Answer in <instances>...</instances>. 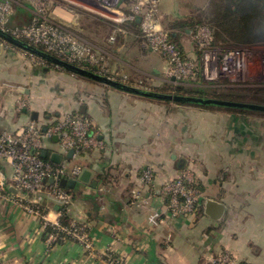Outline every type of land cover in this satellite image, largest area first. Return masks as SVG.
Here are the masks:
<instances>
[{
	"label": "crops",
	"instance_id": "0c3cea01",
	"mask_svg": "<svg viewBox=\"0 0 264 264\" xmlns=\"http://www.w3.org/2000/svg\"><path fill=\"white\" fill-rule=\"evenodd\" d=\"M19 7L22 8L19 15L25 22L16 25H25L30 22L32 12L29 7ZM16 15L12 23H15ZM173 15V22L164 28L172 27L171 32L168 31L174 35L183 53L195 57L198 52L189 40V30L179 26L184 18L177 13ZM165 17L164 14L162 18ZM125 28L126 33L119 34L122 39L117 43L108 39L103 45L87 41L106 57L113 72L126 73L137 82L145 80L149 85L145 89L162 93H173L171 89L177 86L204 83L197 78L174 82L168 77L169 65L162 55L145 48L139 28L135 25ZM146 55L150 56L143 58ZM137 56L140 58L135 59L134 65L132 59ZM24 66H31L34 70L26 72ZM6 69L14 74H5ZM51 71L61 72V77L48 79ZM64 76L83 84L86 88L82 92H87L85 95L90 97L81 100L74 95L75 89L73 93L70 89L66 91L68 95L58 90ZM48 80L52 83L44 90L43 84ZM24 99L32 102L31 110H20L19 103ZM178 108L194 107L114 89L54 66L10 43L0 49V133H15L30 122H35L46 132L61 117L81 113L94 121L98 138L105 143L102 151L88 152L76 159L68 158L56 137L46 141L44 150L50 157L58 153L63 159L92 173L89 182L78 181L75 187L78 196L73 200L69 222L88 226L95 254L85 252L82 244L71 238L51 244L40 219L13 200L0 198V264H205L210 257L219 259L234 243L231 224L225 221L226 214L220 221L211 219L205 213L204 202L200 219H173L168 213L169 200L160 188L187 169L194 172L204 194H214L209 199L222 203L225 202L216 198L218 192L225 188L224 183L227 185L232 181L235 185V175L239 172L244 171L250 183L253 180L257 181V187L262 186L264 182L258 183L256 174L264 172L257 169V163L264 161L261 157L258 161L253 151L264 147V128L261 129L262 135H252L253 130H246L252 122H264V116L195 108L217 112L213 116L218 124L209 131L196 132L193 128L174 125L172 116ZM222 119L231 120V124L220 125ZM242 131L246 133L242 134ZM201 133L207 142L198 139ZM198 142L200 146L195 144ZM48 143L51 146L47 147ZM201 159L211 168L201 165ZM5 168L9 171V167ZM148 168L156 174L154 197H149L153 190L142 187V202L133 204V191L140 190V175ZM208 179L210 185L206 183ZM242 190L247 194L251 191L249 188ZM59 208L50 205L49 218L52 221L59 218ZM227 236L230 238L226 243L224 237ZM241 247L247 249L245 243ZM252 257L258 258L246 252L240 260L244 264H253Z\"/></svg>",
	"mask_w": 264,
	"mask_h": 264
},
{
	"label": "built area",
	"instance_id": "2783aa9c",
	"mask_svg": "<svg viewBox=\"0 0 264 264\" xmlns=\"http://www.w3.org/2000/svg\"><path fill=\"white\" fill-rule=\"evenodd\" d=\"M18 1V2H17ZM22 1V3H20ZM161 0H0V29L13 37L38 47L68 63L105 76L111 80L139 87L128 74L113 72L106 57L91 43L74 30L78 24V11L100 19L114 20L112 35L108 41L114 43L118 35L126 33V25L136 23L144 44L155 52L162 53L169 62L168 77L174 82H188L196 76L203 81L216 83L219 77L232 82L244 81L245 62L256 46L223 49L213 45V35L206 26L197 28L194 42L200 53L198 64L185 58L170 40V32L162 28L158 20ZM29 7L32 18L25 25H13L17 7ZM8 43L0 38V49ZM262 61L259 77L264 78V53L256 52ZM178 83V82H176ZM25 103L19 104L22 108ZM23 109V108H22ZM21 110V109H20ZM56 137L62 150L68 154L74 150L72 159L83 151L105 144L98 138V132L91 118L81 113H70L62 117L46 132L36 123H28L19 131L0 133V163L9 167L0 168V198L13 200L29 214L42 221L43 228H52L48 241L59 243L75 239L85 252L95 254L94 240L86 224L69 223L65 226L62 218L68 215L73 205L72 194L61 185L63 179L80 180L84 167L63 159L60 164L44 160L42 154L46 141ZM154 178V172L146 169L140 182ZM196 177L192 171L184 170L174 181L165 185L164 192L171 197L173 215L187 211L193 204L189 195H200L195 187ZM12 189L15 192H12ZM133 204L142 200L141 190L133 191ZM183 202L182 206L178 202ZM59 208L58 219L49 218L50 205ZM185 205V206H184ZM180 209V210H179ZM175 215V216H176ZM205 264H239L234 258L210 257Z\"/></svg>",
	"mask_w": 264,
	"mask_h": 264
},
{
	"label": "rangeland",
	"instance_id": "374dc122",
	"mask_svg": "<svg viewBox=\"0 0 264 264\" xmlns=\"http://www.w3.org/2000/svg\"><path fill=\"white\" fill-rule=\"evenodd\" d=\"M207 2H208V0H161L159 12H158L159 23H160V25H162V28H164V26L167 23L173 22V20H174L173 14H176V13L178 15H181L184 18L182 20V22L185 21V23H188V21H190L189 19L191 16H195L198 18H199V15L202 16L201 11L204 10L203 7H205L208 4ZM20 3H22V1H20ZM78 13L80 14V16H78V24L74 25V29H75V31H77V34H79L86 41H89L93 44L94 43H96L98 45L105 44L106 43L105 41H107L108 37L112 35V30H113V25H114L113 23L115 21L111 20L110 18L108 20L100 19L98 17L92 16L91 14H86L85 12H82V11L81 12L78 11ZM164 14L166 15V17L163 19L162 16L164 17ZM21 19L22 18H20V20ZM201 20H202V18H201ZM20 22H22V21H20ZM20 22H17V23H20ZM186 28L189 30V34H188L189 40L191 41V43H193L195 45V42H194L195 33H193L194 29L190 28V27L189 28L186 27ZM170 29H172V27ZM170 29H168V30H170ZM170 32H171V30H170ZM186 34L187 33L185 32L184 36ZM185 38H187V37H184V39ZM120 39H122V38L119 37V35H118V37L114 43H117ZM220 45H221L220 47L223 49H233L236 47L256 46L254 48V50H256V51H252L250 53V55L247 56V61L245 62L246 74H245L244 81L232 82L229 78H227V80H226L222 77H219V79L216 83L208 82V81H204V83L203 82L197 83V85H203V86L207 85L208 86V87L206 86V88L208 90V93L210 94V97L205 96V98H215V99L226 100L223 97L222 98L220 96L213 97L214 95H211L213 91L216 92V93L214 92L215 95H222V93H220L221 90H215V89H217L215 87L224 85V86L242 88L238 92H235V94L237 95L236 97H238L237 99L241 100V98H242V100H244V101L241 100L242 102L254 103L253 101H251L249 99H245L244 97L245 96H247L249 98L257 97V99L263 101L262 104L264 105V78L259 77L260 74H258V72H261L263 70V68H262L263 64H262V61L260 60V57L256 53V52L264 53V45L244 46V45L230 44V43H222ZM144 46L146 49H149V47L146 46L145 44H144ZM112 47H116V46L112 45ZM195 49L198 50V48H196V45H195ZM121 51L124 52L123 50H121ZM158 53H160V52H158ZM160 54L162 55V53H160ZM124 55H126V53H124ZM140 56H137L136 58L132 59V61H134L133 62L134 65H136L135 59H139ZM148 56H150V55L143 56V58H147ZM162 57L167 61L168 65H169V62L166 59V57L163 55H162ZM198 58H199V53H196L195 57L187 56V59H192L199 66ZM141 60L145 62L146 59H141ZM146 63H147V65H149L148 63H150V62L147 60ZM11 68H13V67H11ZM6 70H4V73L7 72V73H5L7 75L14 74V73H12V70H9V69H6ZM24 70L26 72H29V71H33L34 68H32L31 66H24ZM15 74H17V73L15 72ZM50 77H52V78L61 77V72L57 73L55 71H51V73L48 75V79ZM198 79L202 80L201 76L198 77ZM223 79L225 81H223ZM189 81H192V80H189ZM176 82L183 83L182 81H176ZM51 83H52L51 81L44 83L43 89L45 90L46 87H48V85ZM57 83L58 82H56V84ZM60 87L61 88H59L58 90L62 91V93H65L66 95H68V92H66V91H68L70 89V92L73 93L74 89H75L76 93L74 92V95H76V97L78 99L86 100L87 98L90 97V96L85 95L87 92H85V91L82 92V89L86 88L83 84H81L75 80L72 82V79H69L67 76H64V79L61 80ZM187 87L189 88L188 92L194 91L196 89V88H194V86H187ZM43 94L47 95V92L43 91ZM95 94H96V92H95ZM174 94H176V93H174ZM180 95L202 97L200 95H196L195 93H189V94L187 93V94H180ZM94 98H96V97H94ZM91 100L94 101V99H91ZM245 100H247V101H245ZM22 101L26 105V106L22 107L23 109H27V110L32 109L33 104L29 99L28 100L24 99ZM22 101H20L19 104H21ZM254 104H260V103H254ZM22 108H20V109H22ZM50 108H53V107H50ZM56 108L59 110L62 109V107H56ZM215 114L217 115V112H207V111L199 110V109H195V108H178V111L173 113L172 119H173L174 125H178V126L183 125L189 129L193 128L196 132H198L200 130L201 131H209V130L213 129L215 126H218V124L215 123V118L213 116ZM61 119H62V117L59 120H61ZM93 123H94V121H93ZM218 123H219V121H218ZM242 123H244V122H242ZM219 124L222 126H227V125L231 124V120L222 119V121ZM244 124H246V123H244ZM94 125L97 127V125L95 123H94ZM38 127L40 128L39 125H38ZM262 128H264V122H252L251 127H249L248 130H246V131L251 132L253 130L252 135H255V134L256 135H262V130H263ZM241 133L244 134L246 132L242 131ZM199 137L200 138H198V139H200V140H205V142L208 141V139L202 133L199 134ZM101 141L104 143L103 140H101ZM195 144L200 146L199 142L195 143ZM49 145L51 146V143L50 144L48 143L47 147ZM262 145L264 146V136H263V144ZM104 148H105V146H104ZM102 150H103V148L101 149L100 147H96V148L92 147V150H90V151H102ZM253 152H254V154L255 153L257 154V160L258 161H260V157L264 161V147L254 149ZM79 157L81 158V156H79ZM200 163H201V165H203L207 168H211L208 165L209 163H205V162H203V160L200 161ZM0 166L1 167H4V166L8 167L4 163H0ZM148 169L152 170L154 172V170L152 168H148ZM257 169H261L262 171H264V162H262L261 164L257 163ZM210 171L212 172V170H210ZM142 173H141L140 177H142ZM244 174H245L244 171L236 174L237 175V176L235 175V177H237L236 184L234 185V183H232V181L230 184L227 183V185H226V183H224L225 188L218 192L219 197L217 195H215V196H217L216 197L217 199L224 201L225 202L224 204L227 206L228 212H226L225 221H229L231 224L230 225L231 226L230 231L232 233L231 238H232V241L234 242L233 245H231L230 248H228V250L224 251L220 255V259H224L226 256H230L231 258H234L239 264H244L243 262H241L240 259L242 256H244L246 254V252H248V253H250V255L252 254V256L254 255V256L258 257V258L255 257L257 260H255L252 257L251 263L254 264V261H256L257 264H264V183L262 186L257 187V185H256L257 181L252 180L251 181L252 183H250V181L245 178ZM256 176L258 178V183L264 182V172L258 173V174H256ZM174 180H175V178L172 179L171 181H174ZM196 181H197V179H196ZM139 183H140V186H138V188L140 190L142 189V187H144V189H146V190H153L152 193L150 191V193L152 195L149 196L152 199L154 197V193H155L154 191H156V187H157L156 186V174H155V172H154V178L153 179H151L148 182H143V184H142L140 182V178H139ZM169 183H170V181L166 185H168ZM206 183H207V185H210L211 180H209V179L206 180ZM164 187H162L160 189L162 190L163 195H165L164 197H167L169 200V205L167 206L169 212L168 211L167 212L172 216L173 219L180 218V217L192 218L193 220L200 219L201 213L198 212V210H197L198 204L204 203V202H206L207 199L212 198L214 196L213 193L204 194V195L198 194L196 196L189 195V198L191 197L193 204L191 205L190 208H187L186 212L180 211V213H178L177 215L175 214L176 215L175 216V215H173L174 212L170 213L172 210V209H170L172 207V201H171V197L169 196V194L164 192ZM234 188H237V189H234ZM248 188L251 190L249 192V194L243 192L245 190H242V189H248ZM221 193H222V196L219 195ZM182 204H183V202H180V201L178 202L179 206H182ZM224 238H225L224 240L226 243L229 242V239H227V238H230L229 236L224 237ZM244 243L246 244L247 249H243V247H241V245L244 246Z\"/></svg>",
	"mask_w": 264,
	"mask_h": 264
},
{
	"label": "trees",
	"instance_id": "16d2710c",
	"mask_svg": "<svg viewBox=\"0 0 264 264\" xmlns=\"http://www.w3.org/2000/svg\"><path fill=\"white\" fill-rule=\"evenodd\" d=\"M207 3L208 4L205 7H203L204 10L201 11L202 16L199 15V18L195 16H191L189 19L190 21H188V23H185V21H183L182 23H179V26L181 25V28L183 29L185 27L193 28L194 29L193 33H195L197 28H199L200 26L208 27L213 35V39H214L213 45L216 47H220L221 46L220 44L222 43L239 44L244 46L264 45V0H208ZM21 10L22 8L18 6L16 12L17 14L16 18L15 21H13L15 23H12L13 25H16V23L20 21L25 22L24 19L19 20V18H21V15H19ZM129 25L137 26L136 23ZM129 25H126V27ZM170 40L181 51L182 55L185 58H187V55L183 53L178 43H176V41L174 40L173 34L172 35L170 34ZM197 52L199 53L198 50ZM223 81L225 80L223 79ZM140 85L143 86L144 88L149 87L148 83L145 80H142ZM206 86L207 85L204 86L194 85V88L196 89L191 92H188L189 89L188 87H182V86L174 87L171 90L173 93L176 94L195 93L196 95H200L202 97L205 96L210 97V94L208 93ZM215 88H217L215 90H221L220 93H222V95H215L214 94L215 91H213L211 94L214 95L213 97L220 96L221 98L223 97L226 100H232L237 102L244 101L242 100V98H241L242 101L240 99H237L238 97H236L237 95L235 94V92H238L240 89H242L240 87L218 86ZM244 98L249 99L254 103H260V104L263 103V101L257 99V97L249 98L245 96ZM179 105L191 106L194 108H201L208 110L216 109V110L230 112L233 114H240L247 116L249 115L264 116L263 113L247 112V111H240L234 109L213 108V107L186 105V104H179ZM84 116L89 117L87 115ZM88 152H93V151L86 150L83 151L81 155ZM42 158L48 161L51 160L49 153L42 154ZM195 187L199 191L200 195L201 194L204 195L203 189L201 188V186H199V183L197 181L195 183ZM65 188L68 189L67 187ZM69 192L72 194L73 200L77 198L78 196L76 194L77 188L70 189ZM203 204L204 203L198 204V208H197L198 212L201 211ZM69 219H70L69 214L65 215L61 219L63 225L69 226L70 223ZM46 232L49 235L53 233V229L48 227Z\"/></svg>",
	"mask_w": 264,
	"mask_h": 264
},
{
	"label": "water",
	"instance_id": "95a60500",
	"mask_svg": "<svg viewBox=\"0 0 264 264\" xmlns=\"http://www.w3.org/2000/svg\"><path fill=\"white\" fill-rule=\"evenodd\" d=\"M0 38L10 43L16 47H19L29 53H32L47 62L57 66L61 69L69 71L75 75H79L93 81L99 82L106 86L112 87L114 89L137 95L140 97H145L154 100L166 101V102H173L179 104H186V105H195V106H204V107H213V108H223V109H234L240 111H247V112H256V113H263L264 114V105L263 104H254V103H245V102H237L232 100H221L215 98H205L199 96H188V95H180L174 93H162L157 91H152L149 89H145L142 87H136L129 84L121 83L118 81L111 80L105 76L100 74L94 73L92 71H88L66 61H63L60 58L55 57L54 55L35 47L25 41L19 40L12 35L2 31L0 29ZM195 78L198 79V76ZM74 150H70L68 153V158H72L74 154ZM46 154V152H43ZM63 160V156L58 153H53L51 155V161L57 164H60ZM1 168V167H0ZM91 171L85 170L80 177L79 181L89 182L91 178ZM78 184L77 180H66L63 179L61 181V185L67 188H75ZM15 192V191H14ZM227 206L219 201L214 199H207L205 203V213L211 219L215 221H220L223 219L224 215L226 214Z\"/></svg>",
	"mask_w": 264,
	"mask_h": 264
},
{
	"label": "bare ground",
	"instance_id": "6f19581e",
	"mask_svg": "<svg viewBox=\"0 0 264 264\" xmlns=\"http://www.w3.org/2000/svg\"><path fill=\"white\" fill-rule=\"evenodd\" d=\"M253 75V74H252Z\"/></svg>",
	"mask_w": 264,
	"mask_h": 264
}]
</instances>
